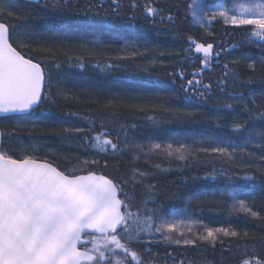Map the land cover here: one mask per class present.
<instances>
[{"label":"trees","instance_id":"1","mask_svg":"<svg viewBox=\"0 0 264 264\" xmlns=\"http://www.w3.org/2000/svg\"><path fill=\"white\" fill-rule=\"evenodd\" d=\"M118 3L119 9L112 0H0V22L9 25L13 46L45 70L48 97L30 115L0 119L4 150L69 173L126 181L130 211L153 215L154 228L179 213L196 221L190 231L173 230L189 234L180 244L154 228L141 233L129 244L140 260L127 256L129 264H264V43L249 42L253 26L219 16L208 30L196 26L192 0ZM148 7L160 11L149 16ZM190 40L220 53L209 68L201 71L202 54ZM59 88L65 97L57 96ZM101 131L113 142L119 136L122 151L98 154L86 137ZM150 141L166 152L140 154ZM168 144L184 145L185 159L167 155ZM241 148L246 153L234 157ZM208 230L215 240L204 239Z\"/></svg>","mask_w":264,"mask_h":264},{"label":"snow or ice","instance_id":"2","mask_svg":"<svg viewBox=\"0 0 264 264\" xmlns=\"http://www.w3.org/2000/svg\"><path fill=\"white\" fill-rule=\"evenodd\" d=\"M112 3L119 9L118 0H112ZM196 7L205 13L201 0H192L189 14L196 26H206L219 16L225 24L253 26L249 42L264 43V0H248L238 6L233 3L230 8L223 4L209 5V10L213 12L211 17L206 13L197 15ZM159 11L153 7L146 9L149 16H155ZM231 12L236 14L230 15ZM168 19L171 20V16ZM10 40L9 25L0 22V116L29 112L48 98L44 94L45 70L40 63L25 58ZM189 43L196 54H202L201 71L210 67L214 56L218 58L220 55L214 52L211 43L205 45L192 40ZM224 67L227 69V65ZM227 75L225 72V77ZM224 82L221 80L220 83ZM195 83L200 84V81ZM188 84L192 86L193 81L189 80ZM203 88L209 92L211 85H203ZM234 130L241 129L237 126ZM76 131L81 129L77 128ZM108 137L106 131H101L90 138L86 137V142L98 154L121 152L119 136L117 142ZM166 147L172 149L171 144ZM184 147L181 145L175 153L168 151L167 155L176 154L178 159L183 160ZM158 149H161V145L155 144L149 151ZM214 151L229 155L225 148ZM83 163L97 162L85 160ZM126 184V181L114 182L95 171H87L83 175H77L75 171L69 173L28 155L17 159L0 145V264H112L118 252L139 261V254L131 251L129 244L139 241L141 233L151 235L154 219L151 214L142 216L139 212L130 211L133 198L123 191ZM120 194L125 196L124 200L119 198ZM240 204L243 208L242 201ZM185 223L190 231V226L196 221L177 220L174 216L172 221H161L154 231L163 232V239L171 241V231ZM217 231L224 235H237L234 231L229 233L227 229ZM179 234L183 235L182 232ZM208 238L216 239L213 230H208L204 239ZM183 242L193 243L191 240ZM174 243L180 244L181 241L176 239ZM115 264H125V261L116 258ZM243 264H250V261L244 260Z\"/></svg>","mask_w":264,"mask_h":264},{"label":"rangeland","instance_id":"3","mask_svg":"<svg viewBox=\"0 0 264 264\" xmlns=\"http://www.w3.org/2000/svg\"><path fill=\"white\" fill-rule=\"evenodd\" d=\"M201 2L204 4L205 13L209 17V16L213 15V12L211 10H209V7H208L209 5H217L218 6V5L223 4L225 7H229L230 8V7H232L233 3H235L238 6L241 3H247L248 0H230V2H226V0H201ZM1 9L2 8L0 7V10ZM194 10L196 11L197 15L203 16L205 14V13H201L200 12L199 7L194 8ZM231 14H236V13L235 12H231L230 15ZM199 27L203 28L204 30H208V25H206V26H199ZM59 89L60 90L57 91V96L58 97H61V98L62 97H65L66 96V92H64L63 88H59ZM15 122H14V124H16ZM14 124H12V125H14ZM153 145H155V141L154 142L153 141H150L149 143L144 144L142 147H140V154H142L144 156H157L160 153L163 154L164 152H166L162 148L161 149H158V150L149 151L152 148ZM163 148H166L167 149L166 146H164ZM175 148L176 147H173L171 150H169V149H167V150L172 151V150H175ZM187 151L188 150H186V149H182V152L183 153H186ZM174 216L176 217L177 220H183V221H189V220H191V218L187 217L184 213H179V214L174 215ZM174 216H172L170 219H168V220L166 219L164 221H172ZM188 228H189V225L187 223H185V224L178 225V228L177 229H181L182 232H183V230L188 229ZM161 234L164 235L163 232ZM184 234L182 235L183 237H185V238L189 237V234H187V233L185 235ZM170 235L171 236H174L175 239H179V240H182V238H183V237H180V236L173 235V230L171 231ZM89 246H91V245H89ZM121 257L124 258L125 255L122 252H118L117 253V257L113 258L112 263L115 264V259L116 258H119L120 259ZM127 258L128 257L126 256L123 259L125 261V264H127V263L129 264L130 263V260H128Z\"/></svg>","mask_w":264,"mask_h":264},{"label":"water","instance_id":"4","mask_svg":"<svg viewBox=\"0 0 264 264\" xmlns=\"http://www.w3.org/2000/svg\"><path fill=\"white\" fill-rule=\"evenodd\" d=\"M19 1H23V2L31 3V4H39L42 0H19ZM45 88H46V82H45ZM44 93H45V91H44ZM41 104H42V102L38 106L34 107L33 110H30L29 112H26V113L8 114L6 116H0V119H2V118H8V117H14V116H26V115H29L32 112L38 110L39 107L41 106ZM2 142H3V134H2V131L0 130V145H2ZM119 198H120V196H119Z\"/></svg>","mask_w":264,"mask_h":264},{"label":"bare ground","instance_id":"5","mask_svg":"<svg viewBox=\"0 0 264 264\" xmlns=\"http://www.w3.org/2000/svg\"><path fill=\"white\" fill-rule=\"evenodd\" d=\"M260 139L263 140L262 138H260ZM246 150H247L246 148H243V149L241 148L239 151H237L236 153H234L233 156L234 157H236V156L237 157H240V156H242V155H244L246 153Z\"/></svg>","mask_w":264,"mask_h":264},{"label":"flooded vegetation","instance_id":"6","mask_svg":"<svg viewBox=\"0 0 264 264\" xmlns=\"http://www.w3.org/2000/svg\"><path fill=\"white\" fill-rule=\"evenodd\" d=\"M88 247H90V246L88 245Z\"/></svg>","mask_w":264,"mask_h":264}]
</instances>
